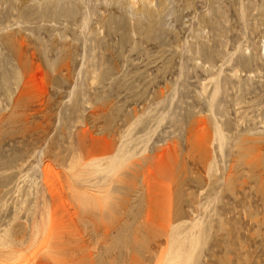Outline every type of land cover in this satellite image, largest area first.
Here are the masks:
<instances>
[{
  "label": "rangeland",
  "instance_id": "rangeland-1",
  "mask_svg": "<svg viewBox=\"0 0 264 264\" xmlns=\"http://www.w3.org/2000/svg\"><path fill=\"white\" fill-rule=\"evenodd\" d=\"M0 264H264V0H0Z\"/></svg>",
  "mask_w": 264,
  "mask_h": 264
},
{
  "label": "bare ground",
  "instance_id": "bare-ground-1",
  "mask_svg": "<svg viewBox=\"0 0 264 264\" xmlns=\"http://www.w3.org/2000/svg\"><path fill=\"white\" fill-rule=\"evenodd\" d=\"M52 185V184H51ZM53 189V188H52ZM59 189H61V188H59ZM54 190V189H53ZM58 191V190H57ZM62 191V190H61ZM64 191V190H63ZM63 194V193H62ZM56 195V194H55ZM59 195V194H58ZM52 197V196H51ZM55 197V196H54ZM61 197V196H60ZM57 198V197H56ZM52 199V198H51ZM54 201V200H53ZM57 201V200H56ZM61 201V200H60ZM55 203H57V202H55ZM57 205H58V203H57ZM56 206V205H55ZM55 206H53V207H55ZM57 207V206H56ZM55 207V208H56ZM53 210V209H52ZM63 211V210H62ZM52 212V211H51ZM58 212H59V210H58ZM67 212V211H66ZM52 214V213H51ZM53 214H54V211H53ZM61 216V215H60ZM73 222V221H72Z\"/></svg>",
  "mask_w": 264,
  "mask_h": 264
}]
</instances>
